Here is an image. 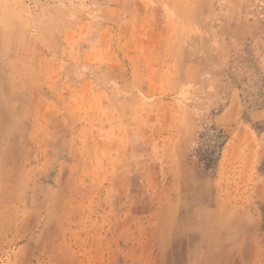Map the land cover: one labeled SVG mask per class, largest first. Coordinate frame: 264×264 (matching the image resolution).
Returning <instances> with one entry per match:
<instances>
[{
	"label": "rangeland",
	"instance_id": "obj_1",
	"mask_svg": "<svg viewBox=\"0 0 264 264\" xmlns=\"http://www.w3.org/2000/svg\"><path fill=\"white\" fill-rule=\"evenodd\" d=\"M0 264H264V0H0Z\"/></svg>",
	"mask_w": 264,
	"mask_h": 264
},
{
	"label": "trees",
	"instance_id": "obj_2",
	"mask_svg": "<svg viewBox=\"0 0 264 264\" xmlns=\"http://www.w3.org/2000/svg\"><path fill=\"white\" fill-rule=\"evenodd\" d=\"M227 140L224 131L210 127L199 136L198 145L194 150L199 167L205 172L214 170L222 147Z\"/></svg>",
	"mask_w": 264,
	"mask_h": 264
}]
</instances>
